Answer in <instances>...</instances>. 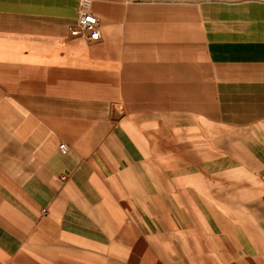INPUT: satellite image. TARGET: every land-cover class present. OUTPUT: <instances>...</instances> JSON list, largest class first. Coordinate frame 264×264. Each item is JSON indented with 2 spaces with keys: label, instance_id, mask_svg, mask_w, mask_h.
<instances>
[{
  "label": "crops",
  "instance_id": "1",
  "mask_svg": "<svg viewBox=\"0 0 264 264\" xmlns=\"http://www.w3.org/2000/svg\"><path fill=\"white\" fill-rule=\"evenodd\" d=\"M80 1L0 0V264H114L177 223L264 254V0H91L95 41Z\"/></svg>",
  "mask_w": 264,
  "mask_h": 264
},
{
  "label": "rangeland",
  "instance_id": "2",
  "mask_svg": "<svg viewBox=\"0 0 264 264\" xmlns=\"http://www.w3.org/2000/svg\"><path fill=\"white\" fill-rule=\"evenodd\" d=\"M184 227L177 223V229H167L154 236L125 237L128 243L124 241L127 243L124 251L114 264H141L143 257L145 264H224L203 239ZM137 249L143 251L135 261L137 253L132 251ZM231 264H264V254H250Z\"/></svg>",
  "mask_w": 264,
  "mask_h": 264
},
{
  "label": "built area",
  "instance_id": "3",
  "mask_svg": "<svg viewBox=\"0 0 264 264\" xmlns=\"http://www.w3.org/2000/svg\"><path fill=\"white\" fill-rule=\"evenodd\" d=\"M71 35L83 37L89 41L99 40L102 29L99 18L91 11V0H81L78 11V23L71 29ZM61 150L66 152L68 145H61Z\"/></svg>",
  "mask_w": 264,
  "mask_h": 264
}]
</instances>
